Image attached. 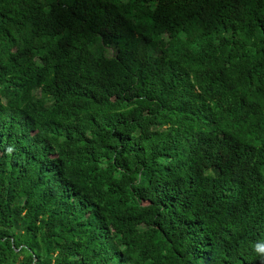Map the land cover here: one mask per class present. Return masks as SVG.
I'll use <instances>...</instances> for the list:
<instances>
[{"label": "trees", "instance_id": "16d2710c", "mask_svg": "<svg viewBox=\"0 0 264 264\" xmlns=\"http://www.w3.org/2000/svg\"><path fill=\"white\" fill-rule=\"evenodd\" d=\"M264 0H0V264H264Z\"/></svg>", "mask_w": 264, "mask_h": 264}, {"label": "clouds", "instance_id": "9594fccd", "mask_svg": "<svg viewBox=\"0 0 264 264\" xmlns=\"http://www.w3.org/2000/svg\"><path fill=\"white\" fill-rule=\"evenodd\" d=\"M255 250L260 255L262 261H264V245H256Z\"/></svg>", "mask_w": 264, "mask_h": 264}]
</instances>
